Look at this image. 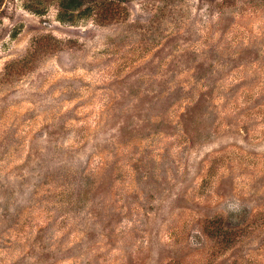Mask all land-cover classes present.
Segmentation results:
<instances>
[{
  "label": "rangeland",
  "instance_id": "374dc122",
  "mask_svg": "<svg viewBox=\"0 0 264 264\" xmlns=\"http://www.w3.org/2000/svg\"><path fill=\"white\" fill-rule=\"evenodd\" d=\"M87 1L0 0V264H264V0Z\"/></svg>",
  "mask_w": 264,
  "mask_h": 264
},
{
  "label": "trees",
  "instance_id": "16d2710c",
  "mask_svg": "<svg viewBox=\"0 0 264 264\" xmlns=\"http://www.w3.org/2000/svg\"><path fill=\"white\" fill-rule=\"evenodd\" d=\"M87 2V0H60L58 20L62 23L75 24L76 12L79 11L78 15L83 14ZM87 10H90L89 7H87Z\"/></svg>",
  "mask_w": 264,
  "mask_h": 264
}]
</instances>
